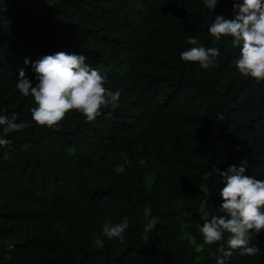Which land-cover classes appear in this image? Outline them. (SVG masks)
Here are the masks:
<instances>
[{"label":"trees","instance_id":"obj_1","mask_svg":"<svg viewBox=\"0 0 264 264\" xmlns=\"http://www.w3.org/2000/svg\"><path fill=\"white\" fill-rule=\"evenodd\" d=\"M0 10V108L28 127L0 147V264H216L221 241L199 233L200 208L223 215L220 171L245 167L264 179V80L235 68L238 46L214 40L216 14L202 0H5ZM194 37L220 55L208 69L182 61ZM55 52L76 53L119 90L117 107L86 120L75 110L57 126L36 125L30 96L15 88L23 68ZM27 57L29 65H24ZM218 123L219 133L212 125ZM219 146L225 161L215 165ZM220 178L206 198L202 179ZM125 217L123 239L106 229ZM258 252L225 264H264Z\"/></svg>","mask_w":264,"mask_h":264},{"label":"clouds","instance_id":"obj_2","mask_svg":"<svg viewBox=\"0 0 264 264\" xmlns=\"http://www.w3.org/2000/svg\"><path fill=\"white\" fill-rule=\"evenodd\" d=\"M217 3L218 0H202L203 6L211 11ZM231 5L233 18L216 14L208 24L207 32L214 40L231 37L232 45L238 46L239 51L236 70L257 82L264 80V0H231ZM0 10L3 11L2 0ZM186 44L191 47L179 53L180 59L198 62L201 69H208L220 55L218 48H205L194 37H188ZM85 61L84 55L76 53L43 55L30 65L35 83L27 78L23 68L18 69L15 88L20 95L32 98L35 104L29 108L32 122L54 127L69 110H75L91 121L100 114L101 107H117L119 90L106 89L104 76ZM23 63L29 65L27 57ZM3 113L0 108V147L10 143L5 138L8 133L29 126L24 121L16 122L14 114L10 118ZM244 173L245 167L241 163L229 165L218 173L223 184L219 190V209L224 214L212 216L199 228L206 244L221 241L223 234H228L217 249L220 255L216 256V264H225V258L233 254L232 250L247 256L258 252L257 246L250 244V237L264 230V179ZM127 227L125 217L120 223L109 226L105 234L108 238L122 240Z\"/></svg>","mask_w":264,"mask_h":264},{"label":"rangeland","instance_id":"obj_3","mask_svg":"<svg viewBox=\"0 0 264 264\" xmlns=\"http://www.w3.org/2000/svg\"><path fill=\"white\" fill-rule=\"evenodd\" d=\"M4 1L5 0H2V3H4ZM212 129L215 134L219 133V126H218L217 121L214 122V124L212 125ZM224 161H225V153L221 152L219 146H217V151L214 155L213 162L215 165H220ZM219 182H220V178L215 177L213 173H210L209 175L205 176L202 179V189L205 191L207 199H210L212 197V193ZM205 187L208 189V191H206ZM217 196L219 197V194ZM200 215H201V220L203 223L207 217V213H206L204 205H202L200 208Z\"/></svg>","mask_w":264,"mask_h":264}]
</instances>
